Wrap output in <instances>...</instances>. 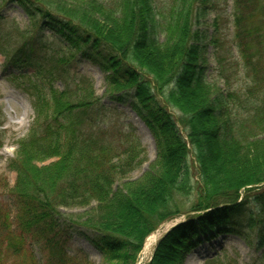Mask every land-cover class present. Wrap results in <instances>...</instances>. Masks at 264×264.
<instances>
[{"label": "trees", "instance_id": "1", "mask_svg": "<svg viewBox=\"0 0 264 264\" xmlns=\"http://www.w3.org/2000/svg\"><path fill=\"white\" fill-rule=\"evenodd\" d=\"M7 1L24 9L26 27L1 15ZM204 2L0 3V54L8 66L33 70L9 80L31 99L34 112L8 163L16 174L9 191L17 224L12 229L9 214L0 208V264H92L81 251L67 255L71 227L59 222L65 209L83 210L68 217L97 234L93 243L105 261L136 264L145 239L184 214L195 188L188 209L194 216L159 242L147 264H183L202 236L209 241L249 231L264 243V0L231 1L233 44L250 84L238 96L228 90L225 98L202 77L195 25ZM215 26L217 32V21ZM44 30L53 34L45 36ZM82 59L105 73L108 97L130 96L133 111L153 136L156 158L137 180L126 177L146 161L145 148L132 127L99 126L102 106L92 78L72 77ZM57 80L64 81L63 89L55 87ZM234 96L243 108L235 121L228 103ZM3 125L0 107V149ZM190 155L199 177L196 187ZM29 240L41 243L42 262L25 252ZM204 264L238 261L223 254Z\"/></svg>", "mask_w": 264, "mask_h": 264}, {"label": "rangeland", "instance_id": "2", "mask_svg": "<svg viewBox=\"0 0 264 264\" xmlns=\"http://www.w3.org/2000/svg\"><path fill=\"white\" fill-rule=\"evenodd\" d=\"M3 1L0 0V3ZM231 1L205 0L204 4L199 8L195 25V30L200 34L199 46L201 50L200 67L202 77L207 83L214 85L222 98L227 96L228 90L238 96L250 84L247 76L248 72L243 68L233 44L232 19L230 17ZM1 15L5 19L13 20L21 28L28 25L24 9L16 3L7 1L1 11ZM154 33L158 41L162 42L164 40V36L160 34L157 24ZM43 34L50 36L53 33L49 30H44ZM218 40L219 43L215 42ZM221 56L222 60L219 58ZM218 59L222 62L221 64ZM32 73L33 70L30 68L22 67L17 70L6 65L4 57L0 54V107L4 116L3 129L5 134L3 146L0 149V208L9 214L12 229H15L17 224V204L9 190L14 185L16 174L9 169L8 163L14 158L16 143L29 132L34 112L31 107V99L26 94L15 89L9 78L12 75H31ZM73 76L92 78L95 94L100 99L102 106V110L98 112L96 117L97 123L102 129L108 125L124 128L125 131L129 127L134 129L136 136L145 148L147 159L129 174L126 180L134 181L141 178L149 171L150 164L156 158L157 149L152 134L133 111L130 96L127 98L123 97L124 99L121 101L108 97L105 94V73L89 60H78L73 70ZM63 82V80H57L55 87L63 89ZM236 96L228 101L232 115L231 119L234 121L243 112V108L239 105ZM170 113L176 120L179 118L178 112L170 111ZM178 127L183 130L179 123ZM189 159L192 169V183L196 187L199 182L197 168L192 155H190ZM197 193L198 190L195 188L191 198H188L184 204L185 211L181 217L163 223L153 234L159 230L162 233L166 232L168 227L181 220L183 216H194V213L188 211V209L196 200ZM249 207L252 212L257 213L256 206L252 202H250ZM82 211L81 209H65L60 212V224L64 223V225L71 227L69 229V240L66 245L67 255L72 257L81 251L80 254L86 255L92 264H110L103 259L102 254L93 243L97 241V234L83 228L77 219L72 220L68 217L71 214L82 213ZM262 219H264V215H260V221ZM262 228H264V225ZM201 239V244L186 254L183 264H204L206 260L220 257L223 254H227L231 258H237L238 264H264V243L262 245L259 244L256 233L252 234L249 231H243L241 234L216 235L209 241H206L203 236ZM42 249L40 242L29 240L25 247V252L28 255H33L38 262H42L44 255ZM147 259L148 257L143 256L141 253L137 257L136 264H145Z\"/></svg>", "mask_w": 264, "mask_h": 264}, {"label": "bare ground", "instance_id": "3", "mask_svg": "<svg viewBox=\"0 0 264 264\" xmlns=\"http://www.w3.org/2000/svg\"><path fill=\"white\" fill-rule=\"evenodd\" d=\"M162 234H163L162 231L159 230L157 233L150 235L147 238L144 244L143 251H142L143 256L145 255L147 257H150L157 241L159 240Z\"/></svg>", "mask_w": 264, "mask_h": 264}, {"label": "water", "instance_id": "4", "mask_svg": "<svg viewBox=\"0 0 264 264\" xmlns=\"http://www.w3.org/2000/svg\"><path fill=\"white\" fill-rule=\"evenodd\" d=\"M264 185V184H263ZM186 216H183V218L177 222H175L173 225H171L170 227H168V229L166 230V232L163 233L162 238L164 236H166L170 231H172L173 229L177 228L178 226H180L181 224H183L185 222ZM157 244V243H156Z\"/></svg>", "mask_w": 264, "mask_h": 264}]
</instances>
